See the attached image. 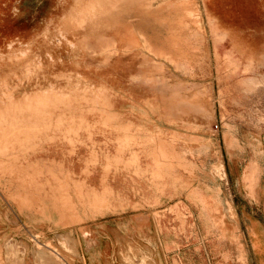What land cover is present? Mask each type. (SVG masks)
Listing matches in <instances>:
<instances>
[{"label":"rangeland","instance_id":"rangeland-1","mask_svg":"<svg viewBox=\"0 0 264 264\" xmlns=\"http://www.w3.org/2000/svg\"><path fill=\"white\" fill-rule=\"evenodd\" d=\"M151 91L169 93L182 105L197 104L188 114L160 122L214 140L218 162L211 174L217 178L237 177L234 155L241 159L242 190L253 201L257 175L259 185L264 177V0H0V204L18 209L17 233L1 245L0 264L87 263L81 233L88 236L89 226L85 231L74 223L99 215L89 221L95 227L126 205L110 209L112 198L120 200L99 197L94 189L45 187L49 180L32 161L56 154L66 159V169L83 165L91 145L99 154H115L114 133L142 144L158 133L135 135L128 131L133 122L121 120L128 116L113 109ZM9 108L16 110L3 111ZM58 111L67 119L55 124L71 131L83 124L77 114L85 115L94 124L91 140L84 133L72 145L51 129V139L38 141L35 136L53 124L49 120ZM164 144H158L160 159H153V178L170 177L175 160L186 166ZM73 191L77 197L71 200L66 194ZM157 204H149L155 232L159 215H172L175 234L184 235L185 211L176 210L178 205L160 211ZM26 211L29 224L21 217ZM247 213L245 237L249 219L264 226V210ZM44 221L62 228L45 229ZM120 249V264H158L142 244Z\"/></svg>","mask_w":264,"mask_h":264},{"label":"crops","instance_id":"crops-1","mask_svg":"<svg viewBox=\"0 0 264 264\" xmlns=\"http://www.w3.org/2000/svg\"><path fill=\"white\" fill-rule=\"evenodd\" d=\"M153 48L155 49V46ZM167 94L161 91L146 92L142 97H130L128 103H124L121 109H113L119 116H128L127 119L121 120L133 122L136 127L132 126L128 131L136 132L135 135L141 132L158 133L153 136L147 135L145 140H142V144L131 143L130 139L134 136L125 133L119 136L114 133L115 154H110L109 149L99 154L91 145L89 156L84 159L83 165L75 164L66 169V159L56 154L46 155L41 161L40 159L32 161L36 164L40 163L43 179L49 180L45 187L55 189L57 185H72L86 188L90 192L94 189V194L99 197L112 195L120 200L118 203L112 198L113 206L110 209L126 205L122 212L110 214L108 221H101L102 223L95 227L89 221L95 220L99 215L74 223L79 224L80 229L85 231L87 230L84 227L89 226L88 236H83L81 233L83 249L87 257L86 264H120V248L137 244H142L149 251H153L158 264H264V226L256 220L249 219L247 237L242 231L243 218L247 220V217H250L248 211L264 210L262 192L264 177L259 185L257 175V184L251 193L252 201L245 197L246 193L242 190L240 171L242 162L235 155L234 160L240 172L237 173V177H233L230 173L218 178L213 176L211 170L218 162L215 141L180 128L165 127L160 122V119L166 120L163 117L169 118L166 121H170L173 119L172 115L177 119L182 114H188L198 109L197 104L182 105L173 95ZM13 110L16 109L9 108L3 111ZM151 114L156 115L158 120L154 121L150 117ZM53 115L54 118L49 120L53 124L41 130L40 135L35 136L38 141L51 139V136H47L51 129L57 130L56 134L58 132L64 140L72 141V145H76L77 141L81 142L84 133L87 134L85 139L91 140L94 124L92 125L82 113L77 114L79 118H76L83 124L72 131L66 124H55L65 121L67 113L58 111ZM139 116L142 119L139 120ZM137 126L141 129L138 130ZM69 132H73V135H68ZM161 141L168 150L179 152L181 162L186 166L178 165V161L175 160L170 177L163 175L162 178H153L151 175L153 159L156 157L160 159L162 156L160 155L162 150L158 148ZM129 147L132 152L125 154ZM94 156L96 159L92 160L90 157ZM90 160L95 161V164L90 165ZM102 161L105 162L104 165ZM113 170L114 175L110 181L108 177ZM98 171L100 178H95ZM76 175L78 176L75 177ZM160 182L166 183L161 189L157 186ZM118 195H121V198ZM66 196L73 200V197H77V193L67 192ZM243 198L247 200L244 204ZM158 202L155 208L160 211L164 210L165 205L169 207L178 205L176 210L185 211L186 223L183 224V220L180 219V226L185 227L184 235L175 234L174 225L171 224L172 215L168 218L159 215L160 232H155L151 215L152 207L149 204ZM136 204L140 207L136 209L131 207ZM17 210V207L6 203L0 204L2 261L4 257L1 245L5 239L8 237L11 239V236L17 233L14 229L17 224L13 221L18 215ZM21 217L29 224L31 219L28 211ZM41 225L45 229L62 228V226L52 227L46 221Z\"/></svg>","mask_w":264,"mask_h":264}]
</instances>
